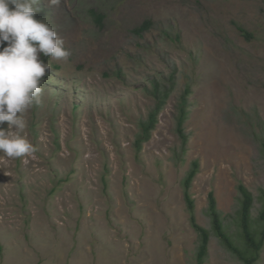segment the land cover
Listing matches in <instances>:
<instances>
[{
	"label": "rangeland",
	"instance_id": "rangeland-1",
	"mask_svg": "<svg viewBox=\"0 0 264 264\" xmlns=\"http://www.w3.org/2000/svg\"><path fill=\"white\" fill-rule=\"evenodd\" d=\"M39 6L36 18L70 56L44 61L51 72L24 114L21 135L35 153L0 151V264H195L199 237L183 200L195 159L194 214L210 233L203 264H245L213 233L207 196L214 193L225 232L245 250L238 185L253 197L254 233L264 202V0ZM91 10L102 13L100 24ZM154 85L171 94L137 150ZM187 88L183 144L176 116ZM254 264H264V245Z\"/></svg>",
	"mask_w": 264,
	"mask_h": 264
},
{
	"label": "clouds",
	"instance_id": "clouds-1",
	"mask_svg": "<svg viewBox=\"0 0 264 264\" xmlns=\"http://www.w3.org/2000/svg\"><path fill=\"white\" fill-rule=\"evenodd\" d=\"M56 5L59 0H50ZM40 0H0V151L9 158L33 155L34 145L21 135L24 114L39 102L42 81L51 72L41 54L54 61H67L70 52L57 31L37 19ZM6 45V46H5Z\"/></svg>",
	"mask_w": 264,
	"mask_h": 264
},
{
	"label": "trees",
	"instance_id": "trees-1",
	"mask_svg": "<svg viewBox=\"0 0 264 264\" xmlns=\"http://www.w3.org/2000/svg\"><path fill=\"white\" fill-rule=\"evenodd\" d=\"M90 14L94 17L95 21L100 24L103 19L102 13H97L94 10H91ZM148 28L149 21L146 20L141 25L135 27L133 29V32L140 35ZM41 56V59L43 61L48 60V57H45L42 54ZM152 93L155 99L154 106L149 111L146 120L142 121L140 124V133L134 143L137 150L141 148V145L143 143L147 142L150 139V135L158 123V116L164 108L171 94V88L165 86L160 88L158 85H154ZM188 95L189 89L187 88L184 94L181 96L180 102L178 103V113L176 116V133L181 138L183 144H185L187 140L186 135L184 134V123L187 118L186 104ZM198 171L199 161L197 159L192 160L189 169L183 179V200L188 211L190 225L197 232L199 237L195 264H203L208 254L210 233L196 222L194 214V200L192 199L190 194L191 183ZM237 189L240 195L239 208L237 210L238 226L240 228L241 238L246 245L245 250L236 246L230 236L225 232L220 214L217 210L216 198L212 191H210L207 196V212L210 217L212 231L219 238L224 247L234 255H236L237 258L243 263L254 264L258 260L260 251L264 245V202L258 214L260 228L256 233H254L252 225L250 223L253 197L251 193L246 188H244L243 185L239 184Z\"/></svg>",
	"mask_w": 264,
	"mask_h": 264
}]
</instances>
